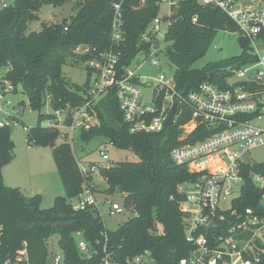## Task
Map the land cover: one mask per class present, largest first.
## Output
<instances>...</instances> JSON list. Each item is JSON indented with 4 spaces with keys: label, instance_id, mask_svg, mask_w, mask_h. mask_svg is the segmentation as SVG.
<instances>
[{
    "label": "trees",
    "instance_id": "1",
    "mask_svg": "<svg viewBox=\"0 0 264 264\" xmlns=\"http://www.w3.org/2000/svg\"><path fill=\"white\" fill-rule=\"evenodd\" d=\"M70 1L76 2L70 19L42 22L41 30L27 32L29 23L40 19L42 6H62ZM160 1L125 0L127 39L121 64L132 62L140 48V34L160 12ZM112 16V0H14L0 9V74L3 73L0 76L10 80L14 90L22 85L30 106L40 111L39 125L31 127L27 137L33 143L51 146L65 190L51 207L44 208L40 194L27 195L20 187L7 185L2 169L14 159L15 144L10 126H0V261L13 257L27 241L31 264H50L56 251L52 249L53 238L63 252L61 264H99V256L87 260L81 255L78 239L84 238L92 247H98L105 231L109 249L121 259L151 250L158 264H178L192 249L185 238L178 186L194 174L187 166L174 162L170 152L181 143L207 135L205 126H199L187 139L181 140L179 125L187 121L188 115H185L178 124L167 126L162 132L130 133L112 91L98 105L101 124L82 132L81 140L85 144L113 142L118 148L133 151L138 159L111 164L102 169L100 176L93 177L80 169L71 143L66 139L57 142L60 132L41 125L43 119L50 117L49 113H41L47 96L53 109L79 105L86 100L84 83L68 80L63 68L70 61L85 63L91 57L77 54L79 45L98 49L109 45ZM195 16L197 22L193 21ZM174 18L165 54L175 67L176 87L184 96L206 80L225 85L224 79L229 73L209 78L210 71L257 59L248 54V45H245V51L233 63L195 67L211 49L220 31L236 32L237 26L222 9L201 5L198 0H180ZM86 69L90 76L91 71ZM247 167L249 171L264 173V162ZM100 178L102 185L98 184ZM87 188L96 192L97 197L101 194L121 200L138 215L115 231L106 229L100 211L76 208L72 203ZM246 190L236 203L239 208L257 204V190L251 181Z\"/></svg>",
    "mask_w": 264,
    "mask_h": 264
},
{
    "label": "built area",
    "instance_id": "2",
    "mask_svg": "<svg viewBox=\"0 0 264 264\" xmlns=\"http://www.w3.org/2000/svg\"><path fill=\"white\" fill-rule=\"evenodd\" d=\"M198 2L222 9L235 22L236 32L246 38L248 54L257 59L229 67L225 85L206 80L184 96L178 91L174 76L167 78L161 74L158 79H148L138 73L140 61L137 68L133 66L139 55L161 65L158 56H166L167 36L180 0L159 2V14L140 34V48L127 65L121 64L127 39L125 0H112L109 45L103 49L90 45L76 48L77 54L91 56L85 62L91 71L86 100L79 105L53 109L42 126L59 131L73 144L77 131L81 134L101 124L98 105L112 91L130 133L162 132L188 115L187 121L179 125L181 131L184 130L179 137L181 140L187 139L199 126H205L209 133L195 141L181 143L170 152L174 162L187 166L194 174L178 186L185 238L192 245L189 254L178 264H263L264 173L249 171L247 166L254 164L248 159V153L264 144V0ZM8 5L7 0H0V9ZM163 6H167L166 11L162 10ZM197 20V16L193 17L194 22ZM148 87L153 88L150 102L143 93V88ZM14 89L10 80L0 76V98ZM176 101L174 121L169 125L167 121ZM11 123L9 119L0 122V126ZM30 129L25 127L27 132ZM28 144L31 147L33 140L28 138ZM100 157L101 161H84L76 155L82 172L93 177L100 176L102 169L111 165L107 152L100 150ZM248 181L257 190V204L239 208L236 203L247 191ZM91 188L79 194L76 208L100 211L97 194ZM109 212L138 215L118 199L110 202ZM104 237L103 241H98V247H92L84 238L78 239L81 255L87 260L99 256V264H158L151 250L121 259L109 249L107 231ZM62 262L63 252L54 251L50 264ZM0 264H31L28 242L24 241L13 257L5 258Z\"/></svg>",
    "mask_w": 264,
    "mask_h": 264
},
{
    "label": "rangeland",
    "instance_id": "3",
    "mask_svg": "<svg viewBox=\"0 0 264 264\" xmlns=\"http://www.w3.org/2000/svg\"><path fill=\"white\" fill-rule=\"evenodd\" d=\"M7 2L14 3V0H7ZM74 4L76 2L70 1L62 6H54L47 4L42 6L39 11V20H33L29 23L27 32L32 30H41L42 22H60L65 18L70 19L75 13ZM163 11L167 10V6H163ZM240 34L231 31H220L214 40V44L208 53L200 58L195 67L216 66L233 63L238 60L245 51L244 47L240 45ZM219 46V47H218ZM161 65L153 64L149 59H145L143 55H139L134 61V67H138V73L148 79H158L161 74H165L167 78L173 77L175 74V67L171 69L168 64L169 59L167 56L161 54L158 56ZM64 74L68 80L77 84L85 83L88 77V71L85 63L70 61L63 68ZM4 72V71H3ZM0 75H3L1 73ZM228 76V75H227ZM152 87L143 88L146 101L150 102L152 98ZM53 107L50 103V97L47 96L46 103L41 109V113H51ZM12 120L10 124L11 136L14 141L15 147L14 159L5 165L2 169L3 181L7 182H22L33 190H40L33 194L41 195V206L44 208L51 207L57 195L64 194L65 190L62 184V179L58 171L56 161L53 156L51 146L48 144L33 143L31 148L28 144V134L25 130L26 126L36 127L39 125L40 111L33 109L30 106L29 98L23 91L22 85H18L17 90L9 91L3 94L0 98V122H7ZM46 119L42 120L41 125L45 123ZM184 130L181 131V135ZM75 141L70 142L73 146L74 152L77 157L82 158L84 161H101L100 150H104L110 156L109 164H115L123 160H135L138 156L131 150L121 149L112 144L111 142H102L99 144L97 141L85 144L81 140L80 132H76ZM65 138L61 135L57 142H62ZM248 159L254 163L264 162V144L253 148L248 153ZM7 177V182H6ZM99 185L103 184L100 178ZM43 185L47 186V190L43 189ZM15 186V185H13ZM40 187L39 189L37 187ZM49 189V191H48ZM57 192V195L55 193ZM116 198L98 195V202L104 226L110 231L117 230L129 218L133 216L130 212H123L113 215L109 212V204ZM119 200V199H118ZM72 203L78 204V199L73 198ZM52 249L58 251L56 240L53 238Z\"/></svg>",
    "mask_w": 264,
    "mask_h": 264
},
{
    "label": "water",
    "instance_id": "4",
    "mask_svg": "<svg viewBox=\"0 0 264 264\" xmlns=\"http://www.w3.org/2000/svg\"><path fill=\"white\" fill-rule=\"evenodd\" d=\"M239 41H240V45H241V47H245V44H246V38H245L244 36H240ZM168 66H169L171 69H173V65H172L171 63H169ZM229 69H230L229 67H224V68L221 67V68H217V69H214V70L210 71V72L208 73V76H209V78H213V77H215L216 75H219V74H222V73H227V72L229 71ZM90 83H91V77L89 76V77H87V79H86V81H85V83H84V85H83L84 88H85L86 90H88V89L90 88ZM177 104H178V101H176L175 106H174V109L172 110V112H171V114H170V117H169V119H168V121H167V123H168L169 125H172V124H173ZM212 226H213V224H211L210 226H208V229L211 228Z\"/></svg>",
    "mask_w": 264,
    "mask_h": 264
},
{
    "label": "crops",
    "instance_id": "5",
    "mask_svg": "<svg viewBox=\"0 0 264 264\" xmlns=\"http://www.w3.org/2000/svg\"><path fill=\"white\" fill-rule=\"evenodd\" d=\"M29 148H31V147H29ZM8 180H7V177H6V182H7ZM7 185H10V186H13V185H15V186H17V187H20L23 191H24V193L25 194H27V195H33V193H35V192H41L40 190H33L32 188H29V187H27L26 185H24V184H22V182H7ZM38 189L40 188L39 186L37 187ZM43 189H46L47 190V186H45V185H43ZM48 191H49V189H48ZM42 193V192H41ZM65 193V192H64ZM55 195H57V192L55 193ZM60 195H63V194H60ZM58 196V195H57ZM56 196V197H57Z\"/></svg>",
    "mask_w": 264,
    "mask_h": 264
}]
</instances>
